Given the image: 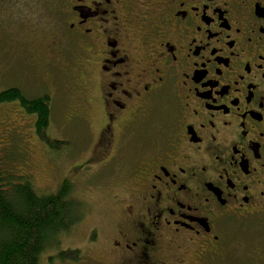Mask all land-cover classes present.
I'll list each match as a JSON object with an SVG mask.
<instances>
[{"label": "flooded vegetation", "instance_id": "flooded-vegetation-1", "mask_svg": "<svg viewBox=\"0 0 264 264\" xmlns=\"http://www.w3.org/2000/svg\"><path fill=\"white\" fill-rule=\"evenodd\" d=\"M0 48L37 80L0 92L45 99L49 122V78L71 73L65 120L87 133L71 179L114 169L118 223L86 237L107 240L113 264H264V0H0ZM37 118L0 103L8 140L27 124L38 135ZM39 160L19 176L46 175Z\"/></svg>", "mask_w": 264, "mask_h": 264}, {"label": "rangeland", "instance_id": "rangeland-1", "mask_svg": "<svg viewBox=\"0 0 264 264\" xmlns=\"http://www.w3.org/2000/svg\"><path fill=\"white\" fill-rule=\"evenodd\" d=\"M7 50L9 48H6ZM10 50L13 52L12 48ZM6 56H8L9 60H12L11 58L13 56L11 54ZM14 59L17 62H10L9 68L0 59V73L3 68L5 70L9 69L12 73H16L12 77L13 81H18L31 93L33 90L30 88V81L33 82L36 79L28 76L30 78L29 80L24 77L25 73L21 76L17 73L26 71L29 75V71H27L28 66L22 61L23 59L24 61H29V59L22 52ZM15 75H17V78H15ZM66 76L55 73L53 77L49 78L51 80V83H49V92L53 99L54 118L48 124L43 135L34 134L32 132L33 127L27 124L19 128L22 129L21 132L24 135L14 134L8 140L6 128L0 126V145L7 144L8 141L11 145L7 154L8 157L5 159L2 167H4L3 169L12 171L17 178L21 179L22 177L19 174L28 170L24 166L26 158L29 159V162L40 159L39 162L46 165V168H49L46 175L37 174L32 178V188H34L35 192L43 195L56 193L60 183L67 179V184L70 188L68 191L69 198L80 205V220L68 232L62 234L58 247L48 249L43 253L38 264H93L97 261L100 264H113L111 256L103 252L106 248L107 240H103L97 244V242L92 243L89 239L86 240V237L92 231L94 232L96 230L98 236L101 234L102 240V238L107 237L109 228L118 223L119 219L117 214H115L116 207L115 205L112 206L113 199L107 189L109 183L107 181H110V178L114 177L115 172L112 167L108 168V170H111L110 172H104V174H99V172L93 173L94 170H88L87 174L85 173L87 176L89 173L91 175L95 174L94 177L92 176L93 178L91 177V183L86 181V177H83L79 181L71 179L70 171L74 165L71 150L75 145L76 152L78 153L77 163H81L85 151L83 149H85L87 144V133L84 130V121L80 118L78 121H73L68 124L65 120L70 112L72 110L74 111L73 107L77 105V99H79V97H75L76 90L72 85L71 73ZM1 77L2 74H0V84L3 81L4 83L9 82V78L6 77L4 79ZM28 80L29 83L27 82ZM34 86L39 93L43 89L39 83L37 85L34 84ZM11 113L10 111L9 114L11 115ZM25 149L27 150L25 151ZM82 150L83 152H81ZM42 168L46 170L45 166H42ZM29 170L33 174L32 169L30 168ZM63 250H75L79 254L78 259L73 260L72 257H69L60 260L56 255L58 251Z\"/></svg>", "mask_w": 264, "mask_h": 264}, {"label": "trees", "instance_id": "trees-1", "mask_svg": "<svg viewBox=\"0 0 264 264\" xmlns=\"http://www.w3.org/2000/svg\"><path fill=\"white\" fill-rule=\"evenodd\" d=\"M9 83L15 82L9 79ZM15 84L21 86L18 81ZM15 90L0 92V103L12 98L22 100L28 112L37 113L35 130L43 135L52 122L47 121L45 99L32 101ZM7 171L0 173V264H38L43 253L58 247L62 234L80 220V205L69 198L70 188L65 180L56 193L43 195L37 194L29 181ZM56 256L60 260H77L79 254L63 250Z\"/></svg>", "mask_w": 264, "mask_h": 264}]
</instances>
